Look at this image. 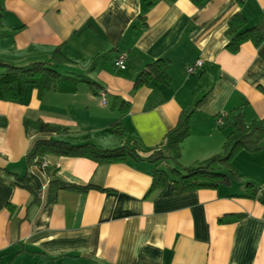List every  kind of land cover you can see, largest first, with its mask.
I'll return each mask as SVG.
<instances>
[{"label":"crops","instance_id":"obj_1","mask_svg":"<svg viewBox=\"0 0 264 264\" xmlns=\"http://www.w3.org/2000/svg\"><path fill=\"white\" fill-rule=\"evenodd\" d=\"M239 14L247 28L261 25L264 0L202 7L191 0H0V62H48L68 78L65 89L77 84L75 92L41 95L28 87L20 101L0 100V264H264V205L243 197L248 183L264 191V149L234 158L241 181L229 176L218 189L180 195L172 183L151 191L156 170L223 154L238 115L247 126L264 121V43H244L236 54L226 49ZM121 52L126 70L115 66ZM159 60L169 63V84L136 89L141 72ZM191 111V135L175 162L165 140ZM26 119L67 132L28 134ZM119 120L122 137L113 134ZM50 139L128 147L139 159L104 165L48 156L61 180L99 188L61 190L49 203L50 179L27 157ZM161 150L168 160H147ZM24 177L28 190L16 185Z\"/></svg>","mask_w":264,"mask_h":264},{"label":"trees","instance_id":"obj_2","mask_svg":"<svg viewBox=\"0 0 264 264\" xmlns=\"http://www.w3.org/2000/svg\"><path fill=\"white\" fill-rule=\"evenodd\" d=\"M198 7H202L208 0H191ZM243 1V0H239ZM247 20L242 15L234 16L230 21L229 34L231 40L226 49L236 54L244 43L251 42L256 47L264 43V22L254 28H247ZM0 69L4 73L0 75V100L6 102L20 101L26 93L28 87L35 88L42 95L46 91H68L75 92L77 84L65 89L63 83L68 78L61 76L52 68L48 62L32 63L28 66L17 67L0 62ZM169 63L165 60H159L150 64L143 70L136 80L135 88H141L149 85L152 81L169 84L168 76ZM82 81L90 86L92 90L97 89V84L89 79L83 78ZM193 112L183 114L179 124L168 133L164 148L171 153L175 162L181 157V147L183 142L190 137V121ZM26 132L31 133H55L61 134L67 132L66 128L55 126L44 122L43 120H29L24 122ZM234 131L229 135L224 152L208 159L196 166L184 168L182 170L173 168L169 171L156 170L153 175L152 190L165 188L172 183L173 193L176 195L187 192L218 189L223 183L229 180V176L237 180H242L233 166L234 158L243 150L257 152L264 149V121L256 122L252 126H247L241 115L234 118ZM113 134L117 137L124 136V129L121 121L113 124ZM83 158L94 161L97 164H115L123 163L129 157L139 159L136 155V149L120 147L117 149H102L94 144L71 145L63 141L40 140L36 142L32 151L27 157L28 166H38L50 179V197L49 203H54L59 191H72L84 193L90 189H99L89 185L81 187L61 180L57 177V170L50 168L46 163L48 156ZM164 152L156 151L147 160L159 163L168 160ZM16 185L29 189L28 178L24 177L18 180ZM38 199V196H36ZM244 198L257 200L264 205V191L255 188L253 184L248 183Z\"/></svg>","mask_w":264,"mask_h":264},{"label":"built area","instance_id":"obj_3","mask_svg":"<svg viewBox=\"0 0 264 264\" xmlns=\"http://www.w3.org/2000/svg\"><path fill=\"white\" fill-rule=\"evenodd\" d=\"M127 58H128V55L126 53H123V52L119 53L117 58L115 59V66L120 70H126L127 69ZM202 65H203V62L199 61L195 65L189 67L187 70L188 74L194 75L196 70L198 68H201ZM101 96H102L103 104L106 105L107 104L106 94L102 92ZM224 124H225V117H222L219 119L218 125L219 127H222L224 126Z\"/></svg>","mask_w":264,"mask_h":264},{"label":"rangeland","instance_id":"obj_4","mask_svg":"<svg viewBox=\"0 0 264 264\" xmlns=\"http://www.w3.org/2000/svg\"><path fill=\"white\" fill-rule=\"evenodd\" d=\"M163 163V165L165 166V163L164 162H162Z\"/></svg>","mask_w":264,"mask_h":264}]
</instances>
